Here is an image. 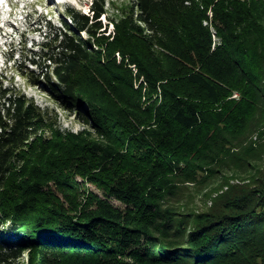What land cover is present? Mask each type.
<instances>
[{"label":"trees","instance_id":"trees-1","mask_svg":"<svg viewBox=\"0 0 264 264\" xmlns=\"http://www.w3.org/2000/svg\"><path fill=\"white\" fill-rule=\"evenodd\" d=\"M131 1L113 35L104 0L67 7L34 53L52 74L28 76L99 139L0 86V264H264V131L244 139L264 126V0ZM216 161L241 182L206 210L172 202Z\"/></svg>","mask_w":264,"mask_h":264},{"label":"rangeland","instance_id":"rangeland-1","mask_svg":"<svg viewBox=\"0 0 264 264\" xmlns=\"http://www.w3.org/2000/svg\"><path fill=\"white\" fill-rule=\"evenodd\" d=\"M37 2V6H32L29 10H37L36 14L28 17L23 12V6H19L15 10V17L8 16V12L5 10L7 6L0 0V23H6L5 19H12L18 25L15 27L11 22L9 25L11 29H19L15 40H5L8 36L0 33V86L9 87L11 89L16 88L21 94L33 99V101L48 115L50 120H57V125L60 129L67 132L80 133L82 131H89L95 138L99 139L100 136L96 133V129L82 119L81 115L72 110H68L62 107L57 102L53 95L50 94L49 89L45 82L36 83L35 77L45 76L48 72L52 74L53 68H47L43 59H38V63H34V53L40 52L42 49L40 43L47 40L48 33H50L49 24L54 27H61L63 24V10L67 7H74L86 14H92V7L96 4V0H30ZM102 1V0H100ZM106 4V13L101 17V21L104 26V30L108 34L115 33L116 21L120 20L123 16L122 12L124 7L132 5L131 0H104ZM13 7H17L15 4ZM22 11L19 14V11ZM125 10V9H124ZM22 14V16H21ZM23 17V18H22ZM10 27V26H9ZM2 28V27H1ZM1 31V30H0ZM23 33L21 35L20 33ZM10 35V34H9ZM83 37H88L86 32L82 33ZM9 39V38H8ZM7 42V43H6ZM263 43V41L261 42ZM120 56V55H118ZM10 64V65H9ZM8 67L6 68V66ZM34 74L35 77L29 78L28 76ZM45 80V77H43ZM180 84V83H179ZM260 94L264 95V77L261 80ZM181 89L186 93L192 91L194 95L199 96L201 99L204 97L198 88L193 85H187V83L181 86ZM241 98L240 92H234L229 98L239 100ZM5 99L0 97V102H4ZM206 106V105H205ZM212 106L207 105V108ZM212 110V108L210 109ZM261 129V130H260ZM261 131H264V126L258 128L255 131L249 133L246 136L245 143L254 142L255 145L262 142L260 140ZM227 135V132H226ZM243 140V139H242ZM240 146H233L232 152L240 150ZM225 158V157H224ZM225 161L228 158L224 159ZM259 166L264 167V162L259 163ZM215 168L216 171L211 173L209 168ZM235 168L232 169L229 165L221 166L217 161L208 167H205L203 171L198 174L196 181H181L179 183V189L176 196L173 197L172 202L181 205V209L185 212L202 211L206 210L212 205V198L217 195V191L222 189L227 180L231 183H240L241 179L236 175ZM237 176V177H236ZM232 178V179H231ZM81 185L85 184V180L81 177L77 178ZM86 186L100 195H104V191L101 190L95 183L86 182ZM227 187H224L226 189ZM86 190V194H88ZM85 193L79 194L80 200H85ZM117 206L124 207V204L118 200H112ZM38 255V254H37ZM32 251L26 250L22 256L15 261V264H32ZM37 262V261H36ZM38 264V262L36 263Z\"/></svg>","mask_w":264,"mask_h":264},{"label":"clouds","instance_id":"clouds-1","mask_svg":"<svg viewBox=\"0 0 264 264\" xmlns=\"http://www.w3.org/2000/svg\"><path fill=\"white\" fill-rule=\"evenodd\" d=\"M10 65V64H9ZM8 67V65L6 66V68Z\"/></svg>","mask_w":264,"mask_h":264}]
</instances>
